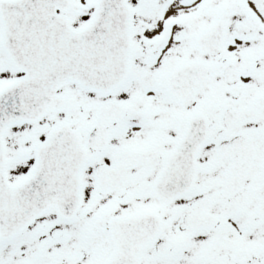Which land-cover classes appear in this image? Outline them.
Wrapping results in <instances>:
<instances>
[{
	"label": "snow or ice",
	"instance_id": "6c2138e0",
	"mask_svg": "<svg viewBox=\"0 0 264 264\" xmlns=\"http://www.w3.org/2000/svg\"><path fill=\"white\" fill-rule=\"evenodd\" d=\"M0 264H264V0H0Z\"/></svg>",
	"mask_w": 264,
	"mask_h": 264
}]
</instances>
